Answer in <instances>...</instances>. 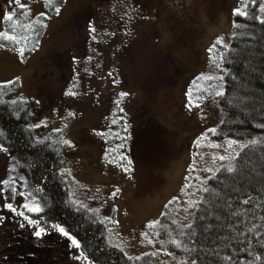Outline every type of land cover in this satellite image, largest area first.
I'll use <instances>...</instances> for the list:
<instances>
[{"label": "rangeland", "instance_id": "374dc122", "mask_svg": "<svg viewBox=\"0 0 264 264\" xmlns=\"http://www.w3.org/2000/svg\"><path fill=\"white\" fill-rule=\"evenodd\" d=\"M12 1L1 3L0 35L15 37L0 51V83L16 78L20 86L0 99L26 98L32 125L63 129L60 166L73 202L99 215L111 244L131 257L148 255L151 264H193L175 253L182 228L208 178L252 139L210 136L222 118L217 96L226 72L215 45L229 43L234 13L247 0H64L42 34L26 30L45 0H16L28 22L9 23ZM8 160L0 147L2 180ZM2 184L1 256L22 245L15 224L31 214L35 233L53 230L67 242L59 264H97L75 236L37 215L34 199L20 193L7 201ZM8 260L0 264H16Z\"/></svg>", "mask_w": 264, "mask_h": 264}, {"label": "trees", "instance_id": "16d2710c", "mask_svg": "<svg viewBox=\"0 0 264 264\" xmlns=\"http://www.w3.org/2000/svg\"><path fill=\"white\" fill-rule=\"evenodd\" d=\"M63 1L45 0L44 11L34 16L32 30L29 27L26 32L42 34L43 23ZM9 13L14 14L13 18L8 15L9 23L19 18L28 22L29 10L16 0L11 2ZM39 36L33 37L24 51L32 50ZM14 37L0 35V48L8 46L6 40ZM215 53L226 72L217 96L222 118L210 136L252 139L240 149L231 166L220 167L208 178V192L204 191L189 223L182 228V251L175 253L192 258L193 264H264V0H247L244 12L234 13L230 41L218 42ZM9 83H0V95L20 86L16 78ZM5 99L7 102L0 99V147L9 155V172L2 180L6 200L20 193L34 199L40 207L37 215L58 225L60 233L75 236L97 264H151L148 255L131 257L111 244L99 215L87 207L88 203L73 202L74 191L60 166L66 148L63 129L42 131L41 125H32L23 111L24 107L31 108L28 99L18 95L11 102L8 96ZM230 168L234 169L231 173ZM24 219L26 222L15 224L16 235L22 234V245L8 248V258L0 255L3 261L59 264L58 256L68 249L67 242L59 234H52L53 230L35 233L31 214Z\"/></svg>", "mask_w": 264, "mask_h": 264}, {"label": "snow or ice", "instance_id": "6c2138e0", "mask_svg": "<svg viewBox=\"0 0 264 264\" xmlns=\"http://www.w3.org/2000/svg\"><path fill=\"white\" fill-rule=\"evenodd\" d=\"M23 6H24V5L21 4V7H23ZM8 15L12 16V18H13V16H14V14H12V13H8ZM233 171H234V169H231V168L228 169V172H229V173H231V172H233ZM0 184H2V179H0ZM205 192H208V190H205ZM243 203H244L245 205H247V204H248V200L245 199V200L243 201ZM228 205H229V207L232 206L230 201H228ZM106 219H107V217H106ZM153 223H158V222H153ZM188 227H191V225H188ZM208 227L211 228L212 225L209 224ZM229 259H231V258L229 257Z\"/></svg>", "mask_w": 264, "mask_h": 264}, {"label": "flooded vegetation", "instance_id": "af4514ba", "mask_svg": "<svg viewBox=\"0 0 264 264\" xmlns=\"http://www.w3.org/2000/svg\"><path fill=\"white\" fill-rule=\"evenodd\" d=\"M108 1H113V0H108Z\"/></svg>", "mask_w": 264, "mask_h": 264}, {"label": "crops", "instance_id": "0c3cea01", "mask_svg": "<svg viewBox=\"0 0 264 264\" xmlns=\"http://www.w3.org/2000/svg\"><path fill=\"white\" fill-rule=\"evenodd\" d=\"M0 49H2V48H0Z\"/></svg>", "mask_w": 264, "mask_h": 264}]
</instances>
